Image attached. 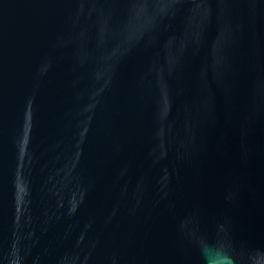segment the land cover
I'll return each instance as SVG.
<instances>
[{
  "label": "water",
  "instance_id": "1",
  "mask_svg": "<svg viewBox=\"0 0 264 264\" xmlns=\"http://www.w3.org/2000/svg\"><path fill=\"white\" fill-rule=\"evenodd\" d=\"M0 264H264V0H0Z\"/></svg>",
  "mask_w": 264,
  "mask_h": 264
}]
</instances>
